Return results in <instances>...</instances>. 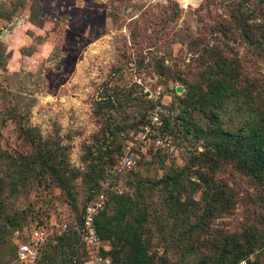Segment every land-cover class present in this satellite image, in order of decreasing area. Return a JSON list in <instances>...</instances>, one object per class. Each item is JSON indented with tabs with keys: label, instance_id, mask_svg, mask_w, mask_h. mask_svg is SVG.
I'll return each mask as SVG.
<instances>
[{
	"label": "rangeland",
	"instance_id": "obj_1",
	"mask_svg": "<svg viewBox=\"0 0 264 264\" xmlns=\"http://www.w3.org/2000/svg\"><path fill=\"white\" fill-rule=\"evenodd\" d=\"M219 81L237 91L225 129L264 111V0H0V264H17L34 225L51 232L38 262L49 264L56 227L80 225L95 189L108 214L123 209L120 195L128 221L145 217L156 264H229L227 250L236 264H264V173L216 150L208 114ZM155 110L161 124L147 127ZM126 151L138 164L116 176ZM170 171L186 185L178 201L154 184ZM174 203L190 214L176 217ZM97 234V249L73 236L72 264H111L116 239Z\"/></svg>",
	"mask_w": 264,
	"mask_h": 264
},
{
	"label": "trees",
	"instance_id": "obj_2",
	"mask_svg": "<svg viewBox=\"0 0 264 264\" xmlns=\"http://www.w3.org/2000/svg\"><path fill=\"white\" fill-rule=\"evenodd\" d=\"M178 3V2H177ZM179 4V3H178ZM39 18V17H38ZM226 62L223 61L221 67L226 66ZM211 110L209 112V116L214 122V125L210 127L209 131L213 135H218L219 140L216 145V150L220 155H225L227 157L236 158L241 163V165L249 169L250 171H255V169H260L264 173V111L259 112L256 109L247 110L248 117L245 118L241 125L237 129H225L223 127L222 118L225 114H229V106L233 102V99H237V91L234 87L227 81H219L213 84V89L211 92ZM234 99V100H235ZM247 102V101H246ZM153 103V102H152ZM247 103H241L239 107L235 109V114H239L243 110L247 108ZM234 113L231 114L233 117ZM229 117V118H231ZM165 120V119H164ZM165 129L170 128V121L165 120ZM192 127H195L194 124H191ZM200 128V127H199ZM189 129V128H187ZM201 131V128L199 129ZM50 158H46V165H48V170L56 176L59 185L66 189L68 195L72 197L70 186L64 181V178L60 174V172L54 167L53 164L49 163ZM138 164V161L134 166ZM129 168V169H131ZM128 170V169H126ZM126 170L121 173L116 174V176L121 175ZM171 172H167L166 176L156 181L154 184L156 185H165L168 186L167 191L170 197L174 198L175 201L179 200L185 191L186 185L181 180L182 174H173ZM200 180L203 179L201 175H199ZM118 178H116V182ZM104 180V179H103ZM112 182V183H113ZM197 184V183H195ZM209 195L218 194V188L211 187L210 184L207 185ZM103 194V208L100 210V218L95 219V225L97 227V231L102 238L105 237H114L116 241L114 242V247L111 251V264H156L153 257L150 254L149 242L143 237V223L145 222V217L143 215H138L134 220H127L126 213V200H123V196L116 195L113 196L112 200L123 201L122 204L123 209H118L116 212L108 214L106 211L109 197H106V194L99 189H95L92 192L89 202L99 198L100 194ZM174 205V215L179 217L181 214L189 215L190 212L187 211L184 207ZM181 205H184L182 203ZM6 207L2 204L0 200V216L5 214ZM217 210V207L214 205L209 207H204L199 215V220L193 225L194 227H201L204 223L205 218H211ZM129 211V209H128ZM82 218L79 221L81 223ZM44 226V225H41ZM77 236L80 239L79 233L71 226L68 231L64 232L62 236L59 237V241L57 243L58 246V254L56 257L51 259L49 264H72L74 260L73 254L67 252L71 250L72 239L73 236ZM46 242V241H45ZM44 242V243H45ZM43 243V244H44ZM42 244V245H43ZM41 245V246H42ZM39 248V251L41 249ZM17 249L15 250L14 259L17 264ZM60 255L62 257H60ZM224 255H228V258L231 260L229 264H236L242 259L241 255H234V253H230L228 250ZM40 255L38 253L37 264L39 262ZM211 256L207 255L192 264H205L208 260H211ZM160 264H169L165 259H162Z\"/></svg>",
	"mask_w": 264,
	"mask_h": 264
},
{
	"label": "built area",
	"instance_id": "obj_3",
	"mask_svg": "<svg viewBox=\"0 0 264 264\" xmlns=\"http://www.w3.org/2000/svg\"><path fill=\"white\" fill-rule=\"evenodd\" d=\"M160 124L161 120L159 118V114L157 110H155L151 116V119L146 125L147 127H156ZM152 142L153 144H160L162 141L159 138V135L154 133L152 136ZM136 162L137 159L135 156L129 151H126L120 157L118 163L114 166L113 171L115 174L121 173L122 171L134 166ZM103 203V194L101 193L99 198L89 202L86 205L80 225L73 226V228L79 233L81 241L88 248L97 249L99 246L100 241L95 226V219L100 210L103 208ZM69 228V225L63 223L60 227H56V233L61 235L68 231ZM50 234L51 232L45 226L34 225L30 232L26 234V240L20 242L17 245V262L19 264H37L39 248L46 241ZM96 259L100 262L107 261L106 259H103L99 256H96Z\"/></svg>",
	"mask_w": 264,
	"mask_h": 264
}]
</instances>
